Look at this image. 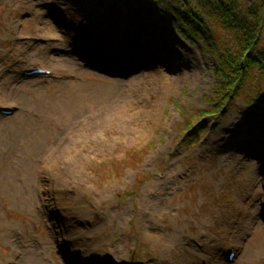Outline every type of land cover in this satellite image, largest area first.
<instances>
[{"label":"rangeland","instance_id":"obj_1","mask_svg":"<svg viewBox=\"0 0 264 264\" xmlns=\"http://www.w3.org/2000/svg\"><path fill=\"white\" fill-rule=\"evenodd\" d=\"M167 3L0 0V264H264V112L183 144L217 51Z\"/></svg>","mask_w":264,"mask_h":264},{"label":"trees","instance_id":"obj_2","mask_svg":"<svg viewBox=\"0 0 264 264\" xmlns=\"http://www.w3.org/2000/svg\"><path fill=\"white\" fill-rule=\"evenodd\" d=\"M126 1L135 8H141L146 3L143 7L153 9L165 0ZM166 6L176 20L181 21V26L194 32L205 28L210 47L217 51L215 86L210 96L204 98L211 110H194L191 116L180 111L186 122L184 132H189L194 124L201 129L199 121L211 113L233 109V102L238 98H243L258 111L264 112V97L253 96L252 92L257 89L251 80L253 71L260 77L264 76V0H254L251 5L242 4L239 0H169ZM154 12L162 15L161 10L155 9ZM216 31L223 32L224 44H221L224 39ZM191 132L182 139L186 146L197 141Z\"/></svg>","mask_w":264,"mask_h":264},{"label":"bare ground","instance_id":"obj_3","mask_svg":"<svg viewBox=\"0 0 264 264\" xmlns=\"http://www.w3.org/2000/svg\"><path fill=\"white\" fill-rule=\"evenodd\" d=\"M97 48H99V47H97ZM86 50V49H85ZM58 111L60 112V113H65L66 112V110L63 108V107H59V109H58ZM44 133H46V130H44L43 132L42 131H39V134H34V137H39V136H41L42 134H44ZM42 137V136H41ZM43 139V138H42ZM47 140V139H46ZM41 143H40V145L41 146H38L39 148L40 147H42L43 148V142L42 141H40ZM41 148V149H42Z\"/></svg>","mask_w":264,"mask_h":264}]
</instances>
